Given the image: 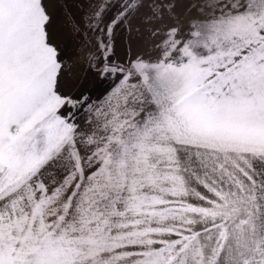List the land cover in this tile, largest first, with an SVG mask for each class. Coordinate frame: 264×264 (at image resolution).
<instances>
[{"label":"snow or ice","instance_id":"obj_1","mask_svg":"<svg viewBox=\"0 0 264 264\" xmlns=\"http://www.w3.org/2000/svg\"><path fill=\"white\" fill-rule=\"evenodd\" d=\"M0 264H264V0H0Z\"/></svg>","mask_w":264,"mask_h":264}]
</instances>
